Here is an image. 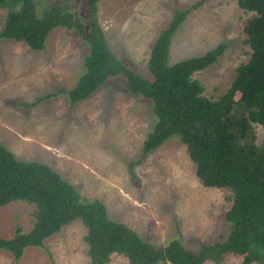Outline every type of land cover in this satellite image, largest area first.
Instances as JSON below:
<instances>
[{
    "label": "rangeland",
    "instance_id": "1",
    "mask_svg": "<svg viewBox=\"0 0 264 264\" xmlns=\"http://www.w3.org/2000/svg\"><path fill=\"white\" fill-rule=\"evenodd\" d=\"M33 1L38 15L57 5L87 28L85 0ZM195 4L199 6L170 41L168 65L225 45L213 65L192 76L203 96L217 101L229 89L236 68L250 58L244 27L254 15L239 9L237 0H101L96 17L114 56L150 79L146 63L156 38L175 11ZM6 16L0 9V30ZM88 52L74 31L63 28L49 34L41 52L24 43L0 41V146L18 161L48 166L83 199L99 200L111 221L155 247L177 239L197 253L203 245L223 243L229 234L224 214L231 207V191L203 187L177 138L142 156L153 124L152 106L125 92L123 76L110 78L73 107L64 94L23 107L73 89ZM249 141L264 146V124L252 125ZM33 213V206L20 201L0 207V238L11 239L16 225L28 232ZM85 236V227L75 220L45 240L43 248L25 249L18 264H89ZM0 264H14L12 256L1 250ZM109 264L127 260L112 255ZM220 264H242V258L227 256Z\"/></svg>",
    "mask_w": 264,
    "mask_h": 264
},
{
    "label": "trees",
    "instance_id": "2",
    "mask_svg": "<svg viewBox=\"0 0 264 264\" xmlns=\"http://www.w3.org/2000/svg\"><path fill=\"white\" fill-rule=\"evenodd\" d=\"M100 1L85 0L86 28L57 5L38 15L33 0H0V9L7 11L0 41L24 43L31 51L41 52L49 34L63 28L74 31L89 47L73 89L37 98L23 107H35L58 94L66 95L73 107L92 97L110 78L123 76L125 92L152 106L153 124L143 141L142 156L177 138L186 147L203 187L231 191V207L224 214L229 234L223 243L203 245L197 253L177 239L155 247L126 225L111 221L99 200L83 199L48 166L18 161L0 146V207L17 201L34 207L31 229L24 232L16 225L11 239L0 238V251L8 252L18 264L25 249L43 248L45 240L80 220L86 229L89 264H109L112 255L122 256L127 264H220L227 256L241 257L242 264H264V146L249 141L252 125L264 124V0H237L239 9L254 15L244 27L250 58L236 68L229 89L217 101L204 97L202 86L192 76L213 65L225 45L168 65L172 37L199 4L175 11L159 33L146 63L150 77L146 79L108 48L96 17Z\"/></svg>",
    "mask_w": 264,
    "mask_h": 264
}]
</instances>
